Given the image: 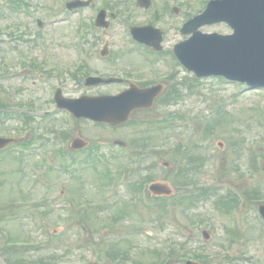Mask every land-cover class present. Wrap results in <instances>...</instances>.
<instances>
[{
	"label": "rangeland",
	"instance_id": "374dc122",
	"mask_svg": "<svg viewBox=\"0 0 264 264\" xmlns=\"http://www.w3.org/2000/svg\"><path fill=\"white\" fill-rule=\"evenodd\" d=\"M13 1L0 0V102L12 105L15 114L18 111L14 106L18 103L27 105L33 101L36 108L40 106L42 114L43 110L53 108L47 93L49 82L54 78L66 80L67 96L95 91L114 93L123 87L111 84L88 91L81 82L70 79L69 72L81 62L78 32L81 13L66 15L64 21H58L65 12L64 0H20L21 5L23 2V6L32 8L33 15L29 16L27 12L14 9ZM158 1L164 0H156L157 8L160 7ZM173 1H164L168 4L164 19L153 16L155 11L138 10L132 0H122V5L127 7L126 13L132 20L152 22L163 30L164 51H169L172 43L179 39L174 28L185 13L195 12L200 6V0H186L187 5H181L182 12L170 14ZM35 15L43 19L42 28L37 27ZM202 30L229 31L224 24L205 26ZM100 36L101 39L107 37L116 52H111L108 58H100L94 49L86 62L92 66L90 71L120 75L131 70L136 76L157 75L156 79L164 78L165 92L172 85L179 89L178 97L168 103L156 101L150 111L133 113L129 123L115 129L94 125L88 120L72 124L65 121L66 117L60 112L41 117V113L33 109L24 110L35 117L26 127L16 116L4 119L0 123V135L23 136L32 130L31 133L39 137L34 140L32 157L24 161L11 158L13 154L10 157L8 152L0 153V264H36L34 260H38L37 264H124L118 257L113 260L103 254L112 247L118 252H129L141 264H149L154 259V249L166 243L178 244L177 252L204 254L201 256L206 259L202 264H264V227L257 218V205L241 195L244 190L252 195L256 189L259 197L264 194V90L237 92L236 85L221 84L219 79L211 78L194 82L193 74L182 73V68L169 79L167 74L174 71H169L162 62L145 61L129 49L131 45L122 24H113ZM29 47L34 48L32 51L40 62L41 71L56 69L57 74L50 79L37 80L32 79L35 76L30 71H21L27 64L24 54ZM131 57L136 61L129 60ZM1 109L9 111L4 106ZM168 113L174 118L170 115L163 122L158 121ZM186 123L190 125L184 126ZM67 130L70 131L68 142L74 136H81L90 143H103L102 152L109 157L123 155L116 147L114 151L109 150L107 142L114 139L130 145L135 138L142 137L148 144L159 146V155L145 157L141 163L129 166L128 179L140 181L141 174L152 170L154 181L166 180L173 187L172 197H168L163 208H154L153 203L149 205V199L132 200L130 190L124 186H118L117 191L115 187L104 186L98 170L73 171L71 176L64 168L55 171L36 168L44 163L41 155L35 153L37 149L46 152L44 156L42 151L45 161L53 166L61 163L58 149L65 151L66 156V151L69 156L73 153L67 150L68 142L61 147L58 145L60 133ZM148 136L150 139L146 138ZM7 151L16 150L12 147ZM71 156L79 160L84 153ZM164 161L169 163L167 169L160 164ZM192 164L197 167L192 175L194 188H208V192L186 209L187 204L175 198L186 189L181 183L184 177L175 173L178 168ZM227 189L235 193L239 201L229 200ZM22 194L33 201L45 199L46 202L33 206L21 198ZM81 201L87 203L81 206ZM85 207L90 215L79 216V211ZM202 229L209 232L208 240L203 238ZM54 230L59 236H53ZM7 238L30 242L33 246L19 247L14 252L6 247ZM36 241H43L44 245L38 248L34 246ZM87 241L101 248L98 260H93ZM17 256L22 257L21 260L13 262ZM170 264L180 263L173 260Z\"/></svg>",
	"mask_w": 264,
	"mask_h": 264
},
{
	"label": "water",
	"instance_id": "95a60500",
	"mask_svg": "<svg viewBox=\"0 0 264 264\" xmlns=\"http://www.w3.org/2000/svg\"><path fill=\"white\" fill-rule=\"evenodd\" d=\"M220 19L231 23L237 33L224 38L215 35L199 38L196 34L197 38L182 44L180 58L200 75L223 72L229 77L246 80L252 85H264V0L214 1L201 16L189 23V29L203 22ZM156 93L153 89H148L113 97L83 98V101H89L88 105L93 108H85V114L79 115H92L99 120L114 122L112 116L117 112L123 121L132 107L137 105L136 102L141 99L145 106H149ZM4 142L6 140L2 145ZM73 145L81 147L84 144L76 140ZM151 189L157 193H169L167 188L158 183L152 184ZM261 211L264 214V205Z\"/></svg>",
	"mask_w": 264,
	"mask_h": 264
},
{
	"label": "flooded vegetation",
	"instance_id": "af4514ba",
	"mask_svg": "<svg viewBox=\"0 0 264 264\" xmlns=\"http://www.w3.org/2000/svg\"><path fill=\"white\" fill-rule=\"evenodd\" d=\"M109 4H111V1L109 2ZM91 5L94 6V2H93V0H92V2H91ZM107 10H108V9H107ZM108 13L113 14V12H112V11H109V10H108ZM113 16H114L115 19H116L117 16H116L115 14H114ZM110 24L113 25L114 22L111 21ZM105 42H106V40H105ZM84 43L87 44V45L89 46V48H91V50L98 49V48L100 47V41H98L96 38H94V39L91 40V41H85ZM48 73H50V71H47V74H48ZM61 83H62V82H61Z\"/></svg>",
	"mask_w": 264,
	"mask_h": 264
},
{
	"label": "trees",
	"instance_id": "16d2710c",
	"mask_svg": "<svg viewBox=\"0 0 264 264\" xmlns=\"http://www.w3.org/2000/svg\"><path fill=\"white\" fill-rule=\"evenodd\" d=\"M170 253H172V252H170ZM167 258H169V256L166 255V256L164 257V259H167Z\"/></svg>",
	"mask_w": 264,
	"mask_h": 264
}]
</instances>
